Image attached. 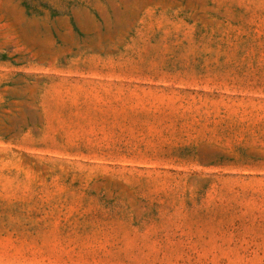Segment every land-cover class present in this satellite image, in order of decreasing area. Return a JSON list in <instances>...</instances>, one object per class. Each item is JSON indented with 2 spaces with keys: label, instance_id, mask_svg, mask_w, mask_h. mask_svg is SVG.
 Instances as JSON below:
<instances>
[{
  "label": "rangeland",
  "instance_id": "rangeland-1",
  "mask_svg": "<svg viewBox=\"0 0 264 264\" xmlns=\"http://www.w3.org/2000/svg\"><path fill=\"white\" fill-rule=\"evenodd\" d=\"M0 264H264V0H0Z\"/></svg>",
  "mask_w": 264,
  "mask_h": 264
},
{
  "label": "crops",
  "instance_id": "crops-1",
  "mask_svg": "<svg viewBox=\"0 0 264 264\" xmlns=\"http://www.w3.org/2000/svg\"><path fill=\"white\" fill-rule=\"evenodd\" d=\"M92 20H94V19H92Z\"/></svg>",
  "mask_w": 264,
  "mask_h": 264
}]
</instances>
